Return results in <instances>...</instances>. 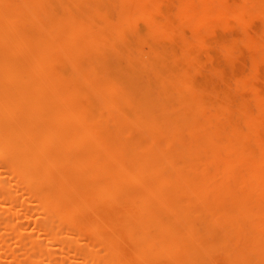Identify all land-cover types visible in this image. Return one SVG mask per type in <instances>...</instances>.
Returning <instances> with one entry per match:
<instances>
[{
  "label": "bare ground",
  "instance_id": "1",
  "mask_svg": "<svg viewBox=\"0 0 264 264\" xmlns=\"http://www.w3.org/2000/svg\"><path fill=\"white\" fill-rule=\"evenodd\" d=\"M0 264H264V0H0Z\"/></svg>",
  "mask_w": 264,
  "mask_h": 264
},
{
  "label": "rangeland",
  "instance_id": "2",
  "mask_svg": "<svg viewBox=\"0 0 264 264\" xmlns=\"http://www.w3.org/2000/svg\"><path fill=\"white\" fill-rule=\"evenodd\" d=\"M262 23V21L260 20H258L257 21V25H259V24H261ZM257 27V26H256ZM220 47H217L216 48V50H217V53H219L220 52ZM215 52V51H214ZM217 65H219L221 68H224V69H229L228 67H229V64L227 63V61H226V59H225V57L222 55H220L219 56V58H218V60H217ZM246 66V67H245ZM211 67H212V65L211 64H209V65H206L205 67H203V70H204V72L206 73V74H210V69H211ZM237 67L240 69V70H244V69H246L247 67H248V63L247 62H242L241 64H238L237 65ZM217 81H219V78H217V77H214Z\"/></svg>",
  "mask_w": 264,
  "mask_h": 264
}]
</instances>
